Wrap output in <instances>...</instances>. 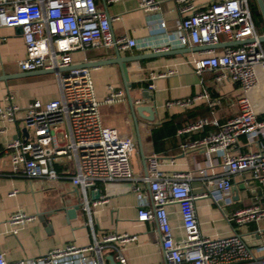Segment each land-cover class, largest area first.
I'll list each match as a JSON object with an SVG mask.
<instances>
[{
    "label": "built area",
    "instance_id": "2783aa9c",
    "mask_svg": "<svg viewBox=\"0 0 264 264\" xmlns=\"http://www.w3.org/2000/svg\"><path fill=\"white\" fill-rule=\"evenodd\" d=\"M174 1L180 15L176 29L167 33L161 18L151 20L161 33L142 42L116 38L110 18L96 0H0V28L22 27L25 31L26 55L18 62L21 72L58 70L87 63V52L91 48H135L144 53H160L245 42L224 46L220 51L206 50L192 61L196 74L211 72L217 83L238 84L242 91L236 102L239 114L234 118L225 123L201 118L179 130L182 135L214 128L208 135L181 146L183 154L202 150L206 158L204 166L167 173L161 168L160 157L152 155L145 160L144 175L137 177L131 167L136 149L134 140L106 126L101 114L102 106L125 102L126 93L110 86L108 96L99 101L91 69L87 68L56 73L58 97L48 102L34 99L23 107L15 101L12 92L7 93L0 106V121L9 124L21 120L29 135L26 139L9 140L0 148V156L9 159L10 175L28 180H57L55 166L59 158L66 157L74 164L71 183L81 192L82 210L88 215L91 204L86 192L98 182L142 180L148 185L150 202L146 201L140 187H134L143 203L137 219L139 222L156 221L165 264H250L254 256L246 237L235 232L229 237L211 239L201 233L196 201L211 197L218 205L232 204L233 181L245 174L248 175L246 185L264 186V119H259L251 98L253 91L264 87V42L261 41L264 34L258 32L250 0ZM261 1L264 4V0ZM140 7L145 12L161 10L156 0H141ZM175 72H152L150 78L155 80ZM154 88L153 83L149 84L148 90ZM209 98L208 93H203L169 101L166 106L189 108ZM136 104L141 105L142 101ZM59 131L63 132L62 144L57 143ZM252 146L257 149L242 151ZM195 179L202 181L204 191L200 194L194 193L192 182ZM15 194L12 192L9 196ZM171 205L179 209L185 235L182 241L173 236L168 211ZM30 219L22 211L13 214L9 219L12 233L17 234L18 228ZM228 220L236 229L259 224L264 221V206L257 200L249 207L232 212ZM89 225L93 227L91 220ZM92 234L88 247L69 244L14 264H103V251L110 247L118 252L119 262L126 264V258L115 244H125L136 237L106 233L98 237L94 230ZM258 250L264 252V234ZM0 264H9L2 254Z\"/></svg>",
    "mask_w": 264,
    "mask_h": 264
},
{
    "label": "crops",
    "instance_id": "0c3cea01",
    "mask_svg": "<svg viewBox=\"0 0 264 264\" xmlns=\"http://www.w3.org/2000/svg\"><path fill=\"white\" fill-rule=\"evenodd\" d=\"M141 0H96L111 20L112 32L116 38L127 37L139 42L152 40L160 29L151 20L161 18L166 25L165 31L172 33L180 19L178 5L174 0H156L160 3L158 12H145L140 7ZM224 41V39H222ZM223 44V43H222ZM222 48V47H221ZM221 48H216L220 51ZM207 49L191 50L185 54L157 57L128 64L129 89L125 88L124 79L118 65L91 68L96 95L103 101L109 94V87L124 90L125 102L101 107L103 122L106 126L117 129L121 135L131 137L136 149L133 153L131 167L137 177L144 175L145 160L149 156L160 157L161 168L172 173L176 171L196 170L204 166L205 154L202 150L182 153V144L204 137L214 131L207 127L202 132L179 134L183 127L201 119H217L225 123L239 114L236 104L242 95L238 84L217 83L211 72L202 75L195 73L192 61L203 55ZM122 57H138L144 53L135 48L120 50ZM26 55V39L23 28H0V76L20 74L18 62ZM113 48H91L87 52L88 62L115 58ZM167 70L176 71L167 77L151 80V73ZM153 83L154 90H148ZM46 84L47 95L37 96L35 90ZM262 90V89H261ZM253 91L251 98L259 115L264 119V102L260 99L262 91ZM15 95V101L20 106H26L34 99L48 102L58 97L57 79L48 80L45 76L19 78L0 81V106L4 104L7 93ZM208 93L209 101L194 103L189 108L171 107L166 104L172 100L187 99L199 94ZM264 96V95H263ZM142 101L141 105L136 102ZM216 103V105H212ZM147 106L154 109L152 121L132 112V106ZM189 115V116H188ZM145 116H148L145 113ZM177 117L179 127L175 138H162L155 142L153 131L160 128L164 122ZM4 129V132L1 130ZM65 126H62V130ZM62 131L57 132V143L62 144ZM29 130L21 120L15 123L0 121V148L9 140L26 139ZM257 149L256 146L242 148V151ZM174 160V163L171 161ZM56 170L57 180H28L21 176L9 174V159L0 156V254L9 264H14L26 258H37L51 250L64 248L69 244L77 247H88L92 242V232L100 237L102 234H118L136 237V240L125 244H115L126 264H165L161 236L156 221L139 222L138 211L143 204L134 187H140L141 193L150 202L148 185L142 180L122 181L118 183L98 182L88 189L86 197L91 204V214L82 210L83 197L75 188L70 177L74 174V164L66 157L58 159ZM220 168L216 171L220 172ZM248 175L236 177L233 181L238 192H233L232 204L226 206L216 204L211 197L196 201V210L201 233L211 239L229 237L235 232L246 237L253 252L250 264H264V252L258 250L259 242L264 234V221L259 224H249L242 229H236L228 217L236 210L243 209L259 201L264 206V186L246 185ZM194 193L204 191L202 181L192 182ZM16 192L14 196L10 193ZM98 193L100 196L97 198ZM144 202V200H143ZM94 203L97 206H94ZM79 206V209H78ZM19 211L31 219L18 228L17 234L12 233L9 224L11 216ZM173 236L177 241L184 239V230L179 209L176 205L168 207ZM92 221L93 227L89 225ZM262 233V235L259 234ZM103 264H111L113 257L118 260V252L113 248L103 251ZM90 256L94 257L93 253Z\"/></svg>",
    "mask_w": 264,
    "mask_h": 264
},
{
    "label": "water",
    "instance_id": "95a60500",
    "mask_svg": "<svg viewBox=\"0 0 264 264\" xmlns=\"http://www.w3.org/2000/svg\"><path fill=\"white\" fill-rule=\"evenodd\" d=\"M257 3H258V6L260 8V12H261V15L263 17V20H264V4L261 0H258ZM261 41L264 42V36H262ZM244 43L245 42H234V43H230V44H221L219 46L182 48V49L170 50L167 52L143 54L142 56H138V57H131V56L122 57L120 50H118L117 48H113L115 50L116 57L112 58V59L87 62V63L81 64V65L71 66L69 68H61L58 70H38V71H34V72H23L20 74L4 75V76H0V81L8 82L9 80H14V79H19V78L38 77V76H44V75H49V74H55L56 75V73H62L65 71L80 69V68L81 69L82 68L91 69V68H98V67H102V66L118 65L120 70H121L123 79H124L125 88L129 92L130 91V89H129V76H128V64L129 63L140 62L142 60L154 59L157 57H165V56H171V55L185 54V53L191 52V50H200V49L209 50V49L221 48V47H224L227 45L235 46V45H241ZM131 106H132V112L134 115L137 112L140 116L146 117V119L148 121H152L154 119L155 112H154V109L152 107L142 106V107H137L135 109L133 107V105H131ZM145 113L148 116H145ZM233 192L234 193L238 192L237 186L233 187ZM99 196H100V193H98L97 198ZM78 209H79V206H78ZM109 260L111 261V264H117V263H115L113 257H110Z\"/></svg>",
    "mask_w": 264,
    "mask_h": 264
},
{
    "label": "trees",
    "instance_id": "16d2710c",
    "mask_svg": "<svg viewBox=\"0 0 264 264\" xmlns=\"http://www.w3.org/2000/svg\"><path fill=\"white\" fill-rule=\"evenodd\" d=\"M257 6H251L253 18L255 21V24H257V19L259 18L264 26V20L262 18V15L260 14L259 10L257 9ZM189 116V115H188ZM177 117H173L171 120L164 122L160 128H157L153 131V138L155 142H158V139L162 138H175L176 137V131L179 127V124L176 122Z\"/></svg>",
    "mask_w": 264,
    "mask_h": 264
},
{
    "label": "rangeland",
    "instance_id": "374dc122",
    "mask_svg": "<svg viewBox=\"0 0 264 264\" xmlns=\"http://www.w3.org/2000/svg\"><path fill=\"white\" fill-rule=\"evenodd\" d=\"M258 1H256V0H250V5L253 7V6H257L258 8V10H259V12H260V8H259V6H258V3H257ZM260 14H261V12H260ZM263 18V17H262ZM257 24H256V26H257V29H258V32L259 33H261V34H264V26H263V23H262V21L258 18L257 20ZM18 28H22V27H18ZM45 76V78H47L48 80H50V79H52V78H54V76H56L55 74H49V75H44ZM263 84H264V81L262 82ZM46 84H43L42 86H39L36 90H35V93L37 94V96H42V95H47V91L45 90V88H46ZM262 93H261V95L259 94V97H260V99L264 102V87L262 88ZM102 110V109H101ZM102 112V111H101ZM133 160H135V157H133V155H132V158H131V161H132V164H133ZM224 208H225V211H228V209H227V207L226 206H224Z\"/></svg>",
    "mask_w": 264,
    "mask_h": 264
}]
</instances>
